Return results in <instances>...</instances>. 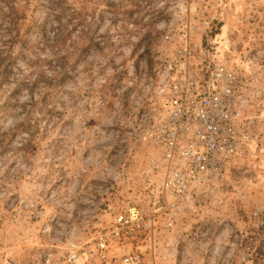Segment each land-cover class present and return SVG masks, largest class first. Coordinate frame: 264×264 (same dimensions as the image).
I'll list each match as a JSON object with an SVG mask.
<instances>
[{
    "label": "rangeland",
    "instance_id": "374dc122",
    "mask_svg": "<svg viewBox=\"0 0 264 264\" xmlns=\"http://www.w3.org/2000/svg\"><path fill=\"white\" fill-rule=\"evenodd\" d=\"M157 1L0 0V264L84 241L141 199ZM199 2L253 78L259 142L140 249L147 264H264V0Z\"/></svg>",
    "mask_w": 264,
    "mask_h": 264
},
{
    "label": "built area",
    "instance_id": "2783aa9c",
    "mask_svg": "<svg viewBox=\"0 0 264 264\" xmlns=\"http://www.w3.org/2000/svg\"><path fill=\"white\" fill-rule=\"evenodd\" d=\"M152 49L159 112L149 132L154 150L139 201L84 241L44 247L28 264H147L140 241L170 229L202 190L259 142L252 115L254 81L217 47L220 20L199 0H158Z\"/></svg>",
    "mask_w": 264,
    "mask_h": 264
},
{
    "label": "trees",
    "instance_id": "16d2710c",
    "mask_svg": "<svg viewBox=\"0 0 264 264\" xmlns=\"http://www.w3.org/2000/svg\"><path fill=\"white\" fill-rule=\"evenodd\" d=\"M11 13L13 14V13H15V11H14V10H12V11H11ZM29 31H30V30H29Z\"/></svg>",
    "mask_w": 264,
    "mask_h": 264
},
{
    "label": "bare ground",
    "instance_id": "6f19581e",
    "mask_svg": "<svg viewBox=\"0 0 264 264\" xmlns=\"http://www.w3.org/2000/svg\"><path fill=\"white\" fill-rule=\"evenodd\" d=\"M221 36V35H220Z\"/></svg>",
    "mask_w": 264,
    "mask_h": 264
}]
</instances>
